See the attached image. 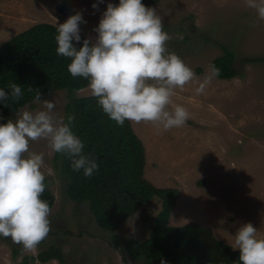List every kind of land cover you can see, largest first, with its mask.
<instances>
[{"label": "rangeland", "instance_id": "374dc122", "mask_svg": "<svg viewBox=\"0 0 264 264\" xmlns=\"http://www.w3.org/2000/svg\"><path fill=\"white\" fill-rule=\"evenodd\" d=\"M97 2L0 0V43L34 23H64L77 12L86 21L79 25L80 35L94 41L93 30L107 4L118 5L119 0H103L93 9ZM148 7L162 16L172 37L169 51L194 70L197 80L178 89L170 106V110L176 104L188 110L184 126L165 131L150 123L131 122L145 151L144 177L156 186L178 189L169 224L197 221L231 245L238 228L250 222L264 237V20L244 0H158ZM224 48L232 52L237 74L230 79L213 77L205 94L197 95L198 82L209 74L211 60ZM67 94L58 89L44 98H56L58 117H63ZM73 94L90 95L88 85ZM40 108L33 101L11 119L22 110ZM30 148L45 154L46 188L54 196L51 231L35 251L27 253L10 238L0 237V264H61L57 259L38 260L37 254L50 245L61 249L65 264H161V259L148 262L122 249L126 239L148 237L160 210L159 199L153 198L114 232H107L96 224L86 202L66 196L47 142H32Z\"/></svg>", "mask_w": 264, "mask_h": 264}, {"label": "clouds", "instance_id": "9594fccd", "mask_svg": "<svg viewBox=\"0 0 264 264\" xmlns=\"http://www.w3.org/2000/svg\"><path fill=\"white\" fill-rule=\"evenodd\" d=\"M264 20V0H244ZM98 0L92 5L98 8ZM55 19V18H54ZM82 14L77 12L64 23H56V53L69 58L72 77L88 81V89L102 111L118 126L125 121L150 123L169 130L185 125L188 110L173 105L177 90L197 80L194 70L175 52L169 51L172 38L165 31L157 9L142 0H119L108 3L94 41L81 42ZM221 69L210 66L209 74L198 82L197 95L206 88ZM10 93L0 88V101H19L22 87L9 85ZM29 91H33L30 87ZM34 101L41 105L36 111L22 110L15 120L0 124V237L10 238L24 252H33L51 231L52 208L42 199L46 190L45 154L32 151V142L44 140L54 153L65 154L73 171L83 170L86 178L98 171L95 157L84 154L83 141L73 132L74 116L65 120L55 114L56 98L44 99L35 90ZM7 106V105H6ZM3 117H0L2 119ZM231 247L239 251V264H264V237L248 222L232 236ZM161 264L167 261L161 259Z\"/></svg>", "mask_w": 264, "mask_h": 264}, {"label": "trees", "instance_id": "16d2710c", "mask_svg": "<svg viewBox=\"0 0 264 264\" xmlns=\"http://www.w3.org/2000/svg\"><path fill=\"white\" fill-rule=\"evenodd\" d=\"M158 0H142L146 6ZM56 25L37 22L0 43V88L10 93L9 85L22 87L19 101H0V121H7L24 105L34 101L35 90L46 98L55 90L68 92L63 118L74 116L73 132L83 141L84 154L95 157L99 169L86 178L83 170H72L65 154L53 153V167L63 183L66 196L88 204L96 224L107 232H114L142 206L153 198L160 201L148 237L144 240L126 239L123 250L133 258L148 262L169 259L178 264H239V251L215 237L211 229L197 221L182 225L169 224L170 213L179 191L175 187L156 186L144 177L145 151L131 122L118 126L90 95L75 96L74 91L88 85L81 77L68 72L69 58L57 55ZM75 44L82 46L83 40ZM233 54L224 48L223 54L210 62L221 69L220 79L237 74ZM257 60V59H254ZM259 60V59H258ZM33 91H29V88ZM7 105V106H6ZM42 199L50 207L54 203L52 192L46 188ZM17 250L13 249V255ZM41 262L65 260L60 248L50 245L37 254Z\"/></svg>", "mask_w": 264, "mask_h": 264}]
</instances>
